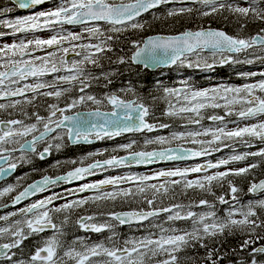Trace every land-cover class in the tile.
<instances>
[{"label": "snow or ice", "instance_id": "1", "mask_svg": "<svg viewBox=\"0 0 264 264\" xmlns=\"http://www.w3.org/2000/svg\"><path fill=\"white\" fill-rule=\"evenodd\" d=\"M15 2L19 8L27 9L43 5L45 0H15ZM175 2L177 0H62L56 7L46 11H39L11 20H0V25L11 30L10 32L0 31V38L9 35L16 36L18 33L55 31L56 26H61L59 32L48 38L34 36L31 39L0 43V69H2L0 70V98L25 97V93L31 92L34 95L31 99L25 97V103L31 104L37 96L54 97L59 100L72 91L71 87H61V85H79L78 95L71 96L63 107L57 103L48 104L46 117L33 113L35 123L26 124L23 120L17 119L0 120V179L13 173L19 165L31 163L29 154H35L40 160H45L53 149L57 152L60 151L64 147L65 136L72 144H80L92 143V137L96 140L111 139L126 132H153L158 128H169L168 124L150 123L149 117L152 115V110L139 98L124 99L118 92L105 94L102 98L89 94L86 90L90 88L93 81L98 82L103 77L111 84L110 76L112 74L102 72L101 76H95L87 68V65L100 67V58L105 53L114 50L110 42L114 40L118 42L119 34L129 30H143L145 24L137 19L142 14L157 9L161 5ZM191 2L202 5L203 8H170L167 10L166 16L175 17L195 11L200 17H210L227 11L236 17L240 32H243L249 23H258L259 27L254 34L250 35L239 33L230 35L221 29L200 27L197 30H185L177 35H155L143 40H132L131 56H118L115 63L121 65L125 63L144 64L146 67L149 63L184 66L187 59L186 54L191 53L197 55L198 60L195 63L187 60V67L212 70L217 63L220 65L254 63L253 59L243 61L236 59L234 54L264 53V0H191ZM10 11L12 9L4 8L0 10V14ZM154 18L159 19V17ZM98 22H104L110 26L107 32L102 30ZM63 25H80L81 31H67ZM93 39L97 43H91ZM85 40L89 42L85 43ZM49 49H54V51ZM205 49L211 52L212 63H208L206 59L202 61L199 59V53ZM37 51H45L46 54L43 56L34 55ZM70 52L74 53L76 57L82 58L69 60L66 57ZM255 59L264 62V55L256 56ZM239 75L245 79L257 75L264 77V71L259 73L241 72ZM47 76H51L52 79L45 80L44 78ZM29 78L36 82L24 83L23 86H20L21 82L27 81ZM182 84L183 88L157 85L158 88L163 89L165 98H176V104L169 100L168 108L163 114L169 117L191 114L187 117V125H201V120L204 118L202 112L205 109H223V115L207 117L211 121L219 122L218 126L202 128L200 131H173L169 136H156L154 139L145 141L146 145H161L159 150L131 151L135 144V141H132L120 146L121 149L128 151L127 156L112 155L106 160H96L87 165H84V160L87 158H81L80 166H74L64 175H57L54 178L44 175L41 180L28 184L12 199V204H19L26 197L47 191L50 187L58 186L61 182L83 181L86 177L95 175L97 171L109 168L207 157L212 152L220 151L221 146L229 147L227 141L240 142L249 147L253 140H259L264 144V119L258 120L257 123H246L242 127L237 123V121L264 117V78L240 86L219 84L211 88H195L188 81H182ZM13 86L15 87L13 88ZM42 89L50 90L41 91ZM120 91L133 92L134 94V89L131 86L122 88ZM20 103V100H12L8 105L0 103V109L15 108ZM89 103L96 107L83 113L66 114L77 109L78 106ZM105 103L112 106L110 112L101 111V106ZM237 106L239 107L237 108ZM25 115L27 114L25 113ZM233 115L237 120L227 123L237 126L229 129L226 117ZM38 125H42V130ZM29 136L31 139H25L23 143H20V138ZM201 137H210V139H201ZM173 141L178 142L174 148L163 147V145H170ZM41 142H45L46 146L42 150H38L37 145ZM187 143L198 147H184V144ZM16 144L20 145L19 149L14 147ZM16 151L21 153L18 158L12 155ZM93 155H102V153H89V156ZM250 156L264 158V147H260L255 152L234 154L228 158L219 159L215 163L208 161L190 168L160 170L152 174L131 173L123 176H107L104 179L81 183L74 189L66 190L67 195H76L86 191L99 193L93 197L66 200L64 193L54 192L20 208L18 212L0 216L2 221H8L9 217L18 214L23 217L6 227H0V240L5 237L9 238L8 242L0 243V261L4 264H57L59 242L56 234L61 232V225L53 222L52 213H61L74 207H81L89 200L114 201L117 197L127 198L151 191L152 199L146 198L145 203L152 210L108 212L107 217L118 221L120 225H131L133 222L141 224L162 212L168 214L169 221L191 219L192 229L181 232L177 229L167 230L161 227L160 235L155 237L148 235L138 240L125 241L124 247H105L103 243L86 246L83 251H77L70 247L64 252V256L74 260L75 264H93L92 258L100 256L106 258L102 264H145L150 254L151 257L159 255L165 257L157 264H181L179 254L185 248L198 243L201 248L205 249L204 257L186 258V264H219L226 254L221 255L217 250L210 249L205 241L222 235L225 231L232 234L234 228H239L242 232L247 229L245 233L247 238L240 244V250L244 251L251 247L248 260H241L239 264H264V259L260 258L264 257V243L253 246L256 241H264V235H260L256 231L258 228L264 229V219H259L256 211L257 208L264 209V200L257 201L255 205L249 202L247 205H242L240 209H236L239 189L231 180H228L229 176L246 175L258 165L251 163L235 169L226 167L224 171L217 170L212 174H207L209 169H220L221 166H227L236 161H245ZM67 163L76 165L78 162L72 160ZM60 166H62V162L59 160L52 165L54 168ZM200 172L206 174L196 179H185L189 173ZM174 177H180V179H170ZM162 178V183H150V181ZM23 179L24 177H18L17 183ZM224 181H227L229 192L232 194V206L228 208L223 220L217 218L215 211L204 213L187 211L182 214V205L155 207L154 201L157 193L163 191L166 194L169 186L179 185L183 182L184 189L198 188L211 192L213 182L222 184ZM125 183L135 185V188L120 187ZM106 186H111L114 190L105 192ZM14 188L15 185L9 184L0 190V196L13 192ZM248 192L264 193V180H260L258 183L252 182L248 187ZM217 199L221 204H229V200L225 199L223 195L218 196ZM58 200H66V202L56 207L54 202ZM199 205L213 207L205 199H200ZM237 214L241 217L240 219L235 218ZM95 219L94 216H84L80 217L76 223L80 228L93 232L114 228V225L107 220L103 223L92 222ZM67 220L68 218L65 217L64 223H67ZM49 229L54 230L53 236L45 239L43 246H38L27 261L16 259L14 250L20 249L29 237ZM169 232L171 234H168ZM235 251L233 249L234 253Z\"/></svg>", "mask_w": 264, "mask_h": 264}, {"label": "trees", "instance_id": "2", "mask_svg": "<svg viewBox=\"0 0 264 264\" xmlns=\"http://www.w3.org/2000/svg\"><path fill=\"white\" fill-rule=\"evenodd\" d=\"M1 2L2 0H0V9H2ZM186 7H192L194 9L197 8L195 6H192V4ZM168 9L170 8L165 5H161L159 8L154 9L152 12L143 15L139 19L145 24L143 30H129L127 32L119 34L120 39L118 42L115 40L110 42L112 43L114 50L112 52L105 53L100 58V67L97 68L93 67L92 65H87V68L95 76H101L102 72H108L112 74L110 76V79L112 81L111 84H109L105 79H103V77H101L98 82L93 81L91 83L90 88L87 90L89 94H94L98 98H102L105 94L111 92H118L124 99L139 98L142 102H144L147 106L151 108L152 115L150 117L152 121H154L155 123L167 124V122L172 120V117L166 116L163 113L168 108L169 100H171V98H165L163 89L158 88L157 85L162 84L166 87H170L172 72L168 71L166 74H162V76L160 75V77H158V74L160 73L159 71L150 72L146 69L140 70L138 66H133L130 63H125L123 65L115 63L118 56H130L131 52L133 51L131 41L143 40L145 36L153 33L172 34L181 32L186 28L197 29L205 26L221 27L230 35H237L238 33L241 35H250L254 34L259 27L258 23H249L248 27L243 32H240L236 17L232 16L227 11L210 17H200L195 11L191 14L186 13L180 16L167 17L166 12ZM154 17H159V19H155ZM225 17H227V19H225ZM100 27L102 28V30L107 32V29L110 26L107 24H101ZM231 68V66L227 65L217 67L216 73H214L213 75L216 79H224L226 81H229L232 78L231 74H229V69ZM188 76L190 77V75ZM193 77L195 76L193 75ZM118 81L121 84H117ZM204 82L205 81L203 80L196 82L194 78L192 80V83L196 85H201ZM118 85H120V90L122 88H127L131 86L134 89V94L133 92H119L117 90ZM36 98L37 99H35L31 104L28 103L25 106H22L19 109L20 112L26 113L27 116H34L33 113H38L39 115L44 114L45 109L47 108L50 102V99L44 96H37ZM1 118L2 117L0 116V119ZM73 153L75 152L72 151V154ZM122 153L123 151H118L114 153L108 152V154L106 153L101 157H107L111 156L112 154L116 155ZM50 158L52 159L53 156H50ZM32 161L33 164L39 165L41 167V170H48V159L39 161H36V159H32ZM243 162L246 166L251 163H256L258 167L252 169L246 175L228 177V180H231L233 184L239 189V192L237 193L238 202L235 204L236 209H240L242 205H247L249 202H252L254 205L256 204L257 200L248 192V187L252 182H256L258 179L264 176V158L250 156L247 160ZM63 164L68 165L62 163V166ZM65 168L66 167H62L57 171H63ZM221 195L225 196V199L229 200L230 204H221L217 199V197ZM231 195L232 194L229 192L227 181H224L222 184L218 182H213L211 192L198 188L184 189L182 182L179 185L169 186L166 194L162 191L158 195H156L154 204L156 208L168 207L174 204L182 205V214L186 213L187 211L200 213L204 209H206V211H215L217 218L223 220L226 216L225 211H227L228 208L232 206ZM145 199L146 198H138L133 201V199L131 198H122V200H120L119 202L112 201L106 203L103 206V209L106 212L122 209H151V207L147 203H145ZM147 199H152V196L147 197ZM200 199L208 200L209 204L213 207L199 205ZM244 210L246 211L247 209L245 208ZM256 211L257 217L259 219H264V209L257 208ZM240 218L241 217L236 219ZM152 221L138 227H121L118 236L119 240L123 241V239L127 238L129 235L136 236L137 234L151 232L152 230L153 232L151 233L156 234L157 232H155V226H151ZM153 222L159 223L160 228L164 227V229L167 230L177 229L181 232L190 231L193 227L191 219L169 221L168 219H165V216H160L159 218L154 219ZM72 228L73 229L68 230L66 234H61L57 236V239L61 246H69V242H72V237L73 235H75L76 231L74 226ZM256 231L258 234L264 235V229L258 228ZM246 232L247 229L242 232L239 228H234L232 234H229L228 231H225L222 235H218L215 238L207 239L205 243H207L210 249L217 250L219 254H226L225 258L221 260L219 264H230V262L231 264H239L241 260H248L249 253L251 252V247L244 251L240 250V244L244 239L247 238V235L245 234ZM168 234H171V232H169ZM108 238L109 235H107V233L98 232L96 235L93 236V239L91 241L99 242L100 239H103L105 242H107ZM114 239L115 237H112V243H115ZM261 243H264V241H256L255 245L253 246H259ZM39 245V240L37 238H35L34 236L29 237L23 244L22 248L15 250L16 259L19 257H27L31 255L34 249ZM74 246L79 247V244L75 243ZM233 249L236 250L235 253L233 252ZM179 255L181 258V264H186V258H203L205 255V249L201 248L198 243H195L194 246L185 248ZM164 258L165 257L163 255L151 257L149 254V258L146 259L145 264H157L159 260H162ZM260 258L264 259V257Z\"/></svg>", "mask_w": 264, "mask_h": 264}, {"label": "flooded vegetation", "instance_id": "3", "mask_svg": "<svg viewBox=\"0 0 264 264\" xmlns=\"http://www.w3.org/2000/svg\"><path fill=\"white\" fill-rule=\"evenodd\" d=\"M1 4H2V6H1L2 9H3V7H5L7 5H11L9 1L6 2L5 0L2 1ZM49 4H53V2L49 3ZM49 4H46V5H49ZM190 4H192V6L197 5V4H193L192 2L187 1V2L179 3L178 6L177 5L169 6L170 4L165 5V6H167L169 8H180V7L189 6ZM180 5H185V6H180ZM37 8H39V7H36V8H33V9H37ZM201 8H203V7H201ZM33 9H28V10L15 9V12L24 13V12L32 11ZM211 27H213V26H211ZM0 29H2V28H0ZM177 33H179V32H177ZM172 34H174V33H172ZM9 37H14V36H10L9 35ZM2 38H0V40ZM37 53H38V55H42V51H37L36 54ZM69 54H72L73 58H79V57H76L74 53L70 52ZM192 55L193 54H189V55H186V57H189V56H192ZM138 67H139L140 70L146 69L143 66H138ZM234 70H241V69L239 67L229 69V74H231V77H233V75H234V72H233ZM157 71H159V70H157ZM157 71H154V72H157ZM213 71L214 72L212 74L216 73V69L213 70ZM190 73L193 74L194 72H190ZM49 77H51V76H49ZM29 80H31V78H29L27 81H29ZM232 81L240 82L242 80L231 78L228 82H232ZM24 82L25 81L21 82V85H23ZM117 84H121V83L118 81ZM118 86H117V88H118L117 90L119 92H121L120 89H119L120 85H118ZM61 87H71L72 91L70 93H67L64 97H61L59 100H57L54 97H48L50 99L49 104L57 103L60 107H63L64 104L67 102V100L71 96L78 95V88H79L78 84L71 85V86L67 85V84H64V85H61ZM33 95L34 94L31 93V92H27L25 97H27L28 99H31ZM25 97L16 98V99H8V100H4V101L0 100V103L8 105L12 100L25 99ZM121 98H123V97L121 96ZM130 99H133V98H130ZM130 99H128V100H130ZM26 104H28V103H25L24 101H21V103L19 105H17L15 108L6 107L4 109H0V116L2 117L0 120L17 119V120H23L24 122L25 121H27V122H31L32 121L33 123H35V116H27V115H25V113L20 112V110H19L22 106H25ZM95 107L96 106L93 105L92 107L88 108L87 106L83 105V106L78 107L75 110H72V111L66 113V114H71L73 112L81 111V110H91V109H94ZM101 109L102 110H111V107L107 103H105L104 105L101 106ZM40 115L46 117L48 115V109L46 108L45 109V113L44 114H40ZM206 124H207V122L205 124H203V125L206 126ZM38 127L42 130V125H38ZM61 131H63V130H61ZM139 133H144V132H131V133H128V134H121L120 136H116V137H113L111 139H102V140H96L94 137H92V140H93L92 143H85V144L84 143H80V144H75V145L74 144L73 145L70 144L69 141L67 140V137L65 136L63 150L61 152L58 151L56 153H55V151H52L45 158V159L49 160L48 161V166H47V168H48V173L47 174L49 176L54 177V176H57L58 174H61V173L65 172L66 170H68V167L71 165V163H68V165H64L63 164L62 167H66L63 171H60V170L57 171L58 169L62 168L61 166L58 167V168L52 167V165H54L57 160H64L65 158L69 159L70 161H72V160L77 161L78 163L75 166L80 165L79 161L81 160V158H85V157L87 159L84 160V165H87V164H90V163H94L96 160H104L106 157H101V156L106 154V150L107 151L110 150L109 149L110 145L114 146V144L117 142L116 144L119 146V144H121V143L126 141V139H125L126 136L131 135V134L135 135V134H139ZM25 139H31V136L20 138V143H23ZM187 144H190V143H187ZM45 146H46V143L45 142H41L40 144L37 145V148H38V150H42L43 147H45ZM14 147H16L18 149V147H20V145L16 144V145H14ZM192 147H198V146L192 145ZM72 151H74L75 153L72 154ZM223 152L227 153V150L224 149ZM18 153H20V152L16 151L12 155L14 157L18 158L20 156V155H18ZM89 153H102V155L89 156ZM29 155L31 156V163H24V164L19 165L17 167V169L10 176H8L6 179L0 181V189L4 188V187H7L9 184L15 185L14 191L11 192V193H6L4 195V197H3V199L1 200V203H0V214L4 213V211L5 210L7 211L9 208L20 209V208L26 207L27 205H29L31 203H34L36 200L43 199L46 196H49V195L53 194L54 192L55 193H64L66 195V200L81 199V198H84V197H93V196L99 195V193L94 192V191H88V192L79 193V194H76V195H67L66 194V190L67 189H74V188L78 187L81 183H89L91 179L102 177V175L105 172H107L110 169H113V168H109L107 170L97 171V173L95 175L90 176L87 179H85V180H83V181H81L79 183H76V184L67 185V183L61 182L58 186L50 187L47 191H44V192H41V193H37L36 195L31 196L30 198H28L26 200H22L16 206H11V205L9 206L8 204L12 202V199L17 195V193L19 191H21L26 185H28V184L32 183L33 181L41 178V175H40L41 171H42L41 167L39 165L33 164V161H32V159H34V160L36 159V161H39L40 159L35 154H29ZM50 156H53V158L51 159ZM205 158L206 157H202V159L200 160V161H202L201 162L202 164H205V162H204ZM200 161H196V162H200ZM183 163H190V162H178V163H174V164H183ZM168 165H170V164L169 163H164V162H159V163L156 164V166H168ZM139 169H141V168H139ZM18 177H24V179L21 180L19 183H17V178ZM112 190H113V187H111V186H106L104 188L105 192H111ZM120 198L121 197H117V199L114 200V201L113 200H95V201L89 200L88 203H86L85 205H83L81 207H74V208H72L70 210H67V211L61 212V213H52L53 222L56 223L57 225H61V232H60L61 234H66V232L68 230H72V227L74 226L75 229H76V232H75V237L76 238H82L83 235H84L85 237H84L83 241L93 242V241H91L92 238H93V235L90 236V234L94 233V232L90 231V230H85V229L80 228L79 225L76 223V221L80 217L94 216L96 219L94 221H92V222H94V223H103V222H105L107 220L109 223H112L114 225L113 230H118L120 226L118 225V223L116 221L111 220L109 217H107V215H106L107 213H104L103 206L106 203H109V202H112V201L113 202H119ZM66 200L55 201L54 202V206L59 207L61 204L65 203ZM6 205L8 207H6ZM114 211H116V210H114ZM114 211H110V212H114ZM65 217L68 218L67 223H64ZM20 219H23V217L18 214V215L14 216V217H9L8 221L0 220V226L6 227L11 222H13L15 220H20ZM104 231H106V230H103L102 232H104ZM107 231L110 232V231H112V229L107 230ZM53 232H54V230L49 229V230H46L43 233H39V234H36V235H33V236L39 240V244H40L39 246H41V242L44 241V237H48V235H53ZM96 233H98V232H96ZM69 235H72V234H69ZM88 236H90V237H88ZM110 236L111 235H109V238L107 239L108 240L106 242L107 244H110V240H111ZM4 242H8V240H6V239L0 240V243H4ZM24 243H25V241H24ZM98 243H104V240L100 239V241ZM115 245H117V244H115ZM84 247L85 246L81 247L80 249H83ZM105 247H107V246H105ZM36 248L34 249V251L36 250ZM68 249L69 248L66 246L64 248H61L57 252V256H56L57 264H75L74 260L69 259V257L64 256V252L67 251ZM34 251H33V253H34ZM31 255H29V258H30ZM59 258H61V259L58 260ZM64 258L67 259V261H65L64 263H61V261L64 260ZM104 259H106V258L103 257V256L98 257V259L96 257V260H99V261L95 262L94 264H102ZM22 260L27 261L25 259H22Z\"/></svg>", "mask_w": 264, "mask_h": 264}, {"label": "rangeland", "instance_id": "4", "mask_svg": "<svg viewBox=\"0 0 264 264\" xmlns=\"http://www.w3.org/2000/svg\"><path fill=\"white\" fill-rule=\"evenodd\" d=\"M191 2V0H183V2ZM62 0H57L56 2H54L53 4H49V5H44V6H41L37 9H33L32 11H29V12H24V13H17L15 12V8L11 5H7L4 8H10L12 9V11L10 12H7V13H2L0 14V20H11V19H16L17 17H24V16H28V15H32L36 12H39V11H46V10H49V9H52L54 7H56L59 3H61ZM180 0H177V2L175 3H170L169 6H172V5H179ZM180 6H185V5H180ZM196 7L198 8H201L203 7L202 5H195ZM2 10V9H1ZM0 31H4V32H10L11 30L7 29L6 27H4L3 25H0ZM60 28L61 26H56L55 28V31L53 30H42V31H36V32H28V33H18L16 34V36L14 37H9V36H5L3 37L1 40H0V43H3V42H8V43H11L13 40H19V39H31L33 38L34 36H37V37H40V38H48L49 36L55 34L56 32H59L60 31ZM63 28L66 29L67 31H74V32H80L81 31V27L79 29H75V30H71L69 27L63 25ZM85 43L89 42L87 40L84 41ZM91 43H97V41L95 39L91 40ZM65 46L67 47L68 44L66 43ZM54 51V49L52 50ZM79 51V49H78ZM45 51H42V55L40 56H43L45 55ZM35 55H38L35 54ZM260 55H264V53H260V52H255L254 54H252L251 52L250 53H241V54H237L235 55V58L236 59H239L241 61L245 60V59H253L254 60V63L252 64H246V63H239V64H232V63H228V64H224V65H220V64H216L215 67L212 69V70H204L202 68H197V67H187L186 64H187V60H191L193 63H195L197 60H198V57L197 55H192V56H189L187 57L186 61H185V65L184 66H181L180 64H175L173 65V67L167 69V70H164L163 72H161V76L162 74H166L168 71H171V75H173L171 81H170V87L169 88H182L184 87V85L182 84V81H188L189 84L195 88H211V87H216L217 85L219 84H226V85H232V86H240V85H243L245 83H254L256 81H258L259 79H262L264 77H260L259 75L255 76V77H251V78H248V79H245L243 77H241L239 75V73L241 72H262L264 71V62L260 61V60H257L255 59L256 56H260ZM58 56L59 54L57 55V59H58ZM68 59L71 60V59H81L82 57H79V58H73L72 55H68ZM199 59L202 61L204 59H206L208 61V63H212L213 62V57H212V54L211 53H206V52H203L201 51L200 54H199ZM218 60V56L216 58ZM231 66L232 68H237L239 67L241 70H234V75L232 78H235V79H239V80H242L240 82H237V81H232V82H226V80H216L214 79V76H213V70H215L217 67H220V66ZM2 70V69H0ZM217 70V69H216ZM190 72H194L193 74L190 73ZM61 74H64V73H61ZM190 75V77L188 76ZM193 75L196 77H193ZM193 78L196 80V82L198 81H201V80H204L205 83L202 84V85H196L194 83H192V80ZM45 80L47 81H50L52 79V77H45L44 78ZM175 79V80H173ZM244 79V80H243ZM36 81H34L32 78L31 80L29 81H25L24 83H28V84H32V83H35ZM20 86H23V85H20ZM15 87V86H14ZM13 87V88H14ZM50 89H42L41 91H48ZM171 98V102L173 104H176V98L175 97H170ZM20 101H25V99H18ZM84 106H87L88 108L92 107L93 105L92 104H87V105H84ZM80 107V106H78ZM77 107V108H78ZM239 106H237L238 108ZM224 114V110L223 109H211V108H208V109H205L203 112H202V115H203V119L201 120V125H187V117L188 115H191V114H184L182 116H174L172 117V121L174 123H170V122H167V124L169 125V128H165V129H160L162 132L161 133H152V132H145V133H139V134H131V135H128L125 137L126 139V143L125 144H128L132 141H135V144L134 145H146L145 144V141L148 140V139H154L156 136H169L171 134V132L175 131V123L176 124H179V127H182L184 129V131H200L202 130V128H209V127H216L219 125V122H214V121H211L209 120L207 117L209 116H212V115H223ZM168 119V118H167ZM165 119V120H167ZM260 119H264V117H257V118H253V119H250V120H247V121H237V123L239 124V126H244V124L246 123H257L258 120ZM171 120V119H170ZM237 118L235 115L231 116V117H226V123L228 121H236ZM206 124L203 125V124ZM26 124H29V123H33L32 121L31 122H27L25 121ZM166 124V123H164ZM185 125H187V127H184ZM237 126L236 124H233V123H227V127L229 129L233 128ZM157 130V129H156ZM201 139H210V137H201ZM260 141L259 140H253L251 142V146H246L245 144L243 143H240V142H232V141H227L226 143H228L230 146L229 147H222L221 146V150H223L224 148H227V149H230L233 151H229L228 153H223L220 152V151H216V152H212L210 156H207L204 160L205 163H207L208 161H212L213 163H215L217 160L219 159H222V158H228L229 156L231 155H234V154H243V153H246V152H255V151H258L259 148L261 147V145H259ZM64 143V141H63ZM117 143V142H116ZM114 144V146L110 145L109 146V151H112L113 149H118L120 148V146H118L117 144ZM178 143L177 141H173L170 145H163L164 146H171ZM147 145H151V144H147ZM152 145H155V146H159V147H162L161 145L159 144H152ZM192 145V144H191ZM63 150V148L59 151L61 152ZM52 151H55V149H53ZM51 151V152H52ZM57 151H55L56 153ZM21 153H18V155H20ZM58 161V160H57ZM61 161L62 163L64 162L65 164H68L67 162L70 161L69 159L65 158L64 160H59ZM202 161L200 162H190V163H183V164H171V165H168V166H156V167H150V168H143L141 170H131V169H126V168H118V169H110L108 170L107 172H105L102 177H99V178H93L90 180V182H94L96 180H100V179H104L105 177L107 176H123L125 174H131V173H135V174H152L156 171H160V170H175L177 168L179 169H184V168H190V167H193L197 164H202L201 163ZM240 161H236V162H233L227 166H221L220 169H209L207 174H212L214 171H224L225 168H232V169H235V168H240V167H245L246 165L244 163H239ZM206 173L204 172H200V173H189L188 176L185 178V179H196L198 177H202L203 175H205ZM170 179H180V177H174V178H170ZM163 182V178L161 180H153V181H150V183H156V184H159V183H162ZM120 187L122 188H129V187H132L133 189L135 188V185H131V184H122L120 185ZM3 188H1L0 190H2ZM114 190V189H113ZM112 190V191H113ZM159 193H157L158 195ZM152 196V193L151 191H148L144 194H136L135 196H130V197H127V198H131L133 199V201H135L136 199L138 198H147V197H150ZM4 195L3 196H0V203H1V200L3 199ZM123 199H126L125 197H121L120 200ZM257 201L259 200H264V195H261L259 196V198H256ZM19 209H15V210H10L8 212H5V213H1L0 216H5V215H8V213H12V212H18ZM204 212H208L206 211V209H204L202 212L200 213H204ZM168 216V215H166ZM240 216L237 214L235 218H239ZM12 223V222H11ZM159 223H156V222H153L151 223V226H155L154 228L156 229L155 232H157L156 234H152L151 232H153V230L149 233H146L148 235H152L153 237L155 236H158L160 235V227H159ZM0 227H3V226H0ZM164 228V227H162ZM53 236V235H52ZM91 236V234H90ZM88 236V237H90ZM145 236H139V237H132L130 238L128 241H131V240H138L140 238H143ZM5 238H8V237H5ZM78 243L80 246H84L85 244L83 243H79L77 239H74L72 241V245L74 246L75 243ZM86 247V245H85ZM84 247V248H85ZM87 247H90L89 245ZM59 248V247H58ZM57 248V249H58ZM72 248H75L77 251H83V249H78L77 247H72ZM15 251V250H14ZM61 258H59L58 260H60ZM93 260V264L99 260H96V257L92 258ZM65 261H67V259L64 258V260L61 261V263H64ZM0 264H4V262L0 261Z\"/></svg>", "mask_w": 264, "mask_h": 264}, {"label": "water", "instance_id": "5", "mask_svg": "<svg viewBox=\"0 0 264 264\" xmlns=\"http://www.w3.org/2000/svg\"><path fill=\"white\" fill-rule=\"evenodd\" d=\"M12 5H14V6H16L17 7V9H19V10H28V9H33V8H36V7H41V6H43V5H45V4H47V3H49V2H51V1H53V0H45V3L43 4V5H38V6H33V7H31V8H27V9H21V8H19L18 6H17V4H16V2H15V0H8ZM153 10V9H152ZM151 11V10H150ZM145 14V13H144ZM144 14H142V15H144ZM139 18V17H138ZM137 18V19H138ZM98 23H104V22H98ZM68 26H72V27H78V26H80V25H68ZM205 28H208V27H205ZM211 28H214V29H221V28H215V27H211ZM185 30H191V29H188V28H186V29H184L183 31H185ZM221 30H223V29H221ZM183 31H181V32H183ZM225 31V30H224ZM181 32H179V33H181ZM179 33H174V34H165V33H153V34H149V35H147V36H145L143 39H147V37H149V36H155V35H177V34H179ZM203 51H205V52H210L209 50H207V49H205V50H203ZM35 54V53H34ZM131 54H132V52H131ZM131 54H130V56H131ZM188 54H191V53H188ZM69 55H71V54H69ZM69 57V56H68ZM67 57V58H68ZM132 65H136V66H143L144 68H146L147 70H150V71H155V70H157V69H159V68H166V67H169V66H171V65H167V64H152V63H149V65L146 67L144 64H132ZM27 93H25V95H26ZM15 98H20V97H10V98H0V100H8V99H15ZM132 100H135V99H132ZM110 107H111V110H112V106L111 105H109ZM111 110H102L101 109V111H103V112H110ZM87 111H89V110H81V111H76V112H80V113H83V112H87ZM73 113H71V114H68V115H72ZM126 133H130V132H126ZM126 133H123V134H126ZM51 135V134H50ZM70 144H72L71 142H69ZM85 144V143H84ZM73 145V144H72ZM75 145V144H74ZM176 145H174V146H170V147H175ZM19 149V148H18ZM160 148H153V149H150V150H147V151H153V150H159ZM137 151H144V150H137ZM128 154H125V155H122V156H127ZM199 158H201V157H195V158H191V159H187V160H182V161H191V160H197V159H199ZM108 159V158H107ZM104 160H106V159H104ZM100 161H103V160H100ZM158 162H160V161H157V162H155V163H158ZM164 162H166V163H169V162H181V161H168V160H166V161H164ZM155 163H153V164H151V165H135V164H131V165H129L128 167H150V166H153ZM70 170H72V169H70ZM70 170H68V171H70ZM68 171H66L65 173H63L62 175H64V174H66ZM12 174V173H11ZM10 174V175H11ZM10 175H8V176H10ZM8 176H5L3 179H0V181L1 180H4V179H6ZM43 177H41V178H39V179H37V180H35V181H38V180H41ZM88 177H86L85 179H87ZM260 180H264V177H262L261 179H259L258 181H257V183L260 181ZM35 181H33V182H35ZM32 182V183H33ZM79 182H81V181H73V182H71V183H67V185H72V184H76V183H79ZM31 184V183H30ZM25 187H27V186H25ZM24 189V188H23ZM23 189L21 190V191H23ZM86 192H88V191H86ZM260 193H262V192H254V193H250V194H252V195H258V194H260ZM18 195V194H17ZM31 196H29V197H26L25 199H23V200H26V199H28V198H30ZM9 205H11V206H16V205H13L12 204V202L9 204ZM150 210H152V209H150ZM128 211H133V210H119V211H116L117 213H119V212H128ZM145 211H149V210H145ZM161 214H165V213H160L159 215H161ZM158 215V216H159ZM155 217H157V216H155ZM152 218H154V217H150L149 219H152ZM118 222V221H117ZM146 222V221H145ZM144 223V222H143ZM132 224H137V223H135V222H133ZM124 225H129V224H124Z\"/></svg>", "mask_w": 264, "mask_h": 264}]
</instances>
